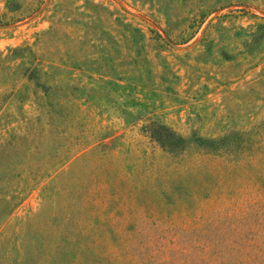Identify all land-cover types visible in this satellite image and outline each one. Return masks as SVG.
Segmentation results:
<instances>
[{"label":"rangeland","instance_id":"1","mask_svg":"<svg viewBox=\"0 0 264 264\" xmlns=\"http://www.w3.org/2000/svg\"><path fill=\"white\" fill-rule=\"evenodd\" d=\"M0 264H264V0H0Z\"/></svg>","mask_w":264,"mask_h":264},{"label":"trees","instance_id":"2","mask_svg":"<svg viewBox=\"0 0 264 264\" xmlns=\"http://www.w3.org/2000/svg\"><path fill=\"white\" fill-rule=\"evenodd\" d=\"M142 129L149 138L154 140L161 148L166 150L184 148L190 143H194L195 145L209 151H219L224 150L225 148L233 150L236 146V141L226 139L225 135L219 137H204L200 135L185 136L175 131L165 122L157 119L149 120L142 125Z\"/></svg>","mask_w":264,"mask_h":264}]
</instances>
